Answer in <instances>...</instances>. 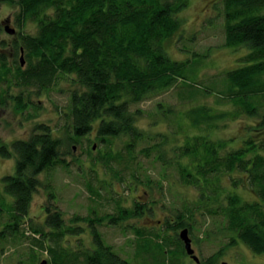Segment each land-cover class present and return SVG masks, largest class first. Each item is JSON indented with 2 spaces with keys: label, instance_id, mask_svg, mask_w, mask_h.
<instances>
[{
  "label": "trees",
  "instance_id": "1",
  "mask_svg": "<svg viewBox=\"0 0 264 264\" xmlns=\"http://www.w3.org/2000/svg\"><path fill=\"white\" fill-rule=\"evenodd\" d=\"M0 1L16 9L14 18L20 29L12 42L0 43V50H12L13 60L22 51L25 62L21 66L15 59L9 67L0 53V83L43 92L67 78L71 87L61 113L65 121L62 128L37 124L25 140L0 142V158L14 160L13 174L1 180L4 188L1 187L0 215L4 213L7 221H0V243L9 244L17 237L29 240L27 260L32 263L44 254L46 264H182L187 255L178 230L193 227V211L189 208H176L171 219L166 218L153 230L130 226L135 263L122 259L104 244L94 225L106 221L120 227L124 220L145 214L149 203L134 202L130 208L116 204L113 215L103 217L93 212L94 216L87 219L89 225L93 224L89 230L93 249H71L63 244L65 235H80L84 228L67 226L62 214L51 206L45 208L43 226L30 225L29 237L25 235L22 226L32 195L41 186L39 175L58 167L67 170L65 157L94 129L98 144L86 140L90 164L86 168L84 162H78L79 172L86 170L92 176L101 165L104 171L119 177L116 165L126 169L136 166V153L152 157L162 171L174 169L180 185L195 190L193 209L206 208L207 215L220 216L230 234L229 246L243 243L253 253L264 255V0L222 1L224 45L248 52L242 57L246 64L222 73V88L212 90L194 82L200 61H174L166 53L167 40L181 28L179 15L189 0ZM7 22L9 25L10 19L1 23L3 29ZM29 22L35 25V34L24 31ZM178 83L191 96L214 93L235 109L215 112L204 104L195 106L184 113L195 132L184 129L187 123L180 124L178 120L174 132L148 136L137 126L143 112L132 110L133 106ZM9 97L22 113V96ZM242 115L257 118L256 123L246 126L243 137L212 139L210 133L218 128L217 122L233 121ZM151 140L152 145L138 149L143 141ZM116 142L120 149L115 148ZM131 180L140 182L135 171L127 177V181ZM145 180L140 184L150 190L153 182L147 176ZM162 182H157L156 187L160 188ZM244 188H250L258 201H243L239 191ZM90 193L101 196L96 189ZM6 196L11 201H6ZM221 254L215 253L199 264H216ZM21 263L20 260L18 264Z\"/></svg>",
  "mask_w": 264,
  "mask_h": 264
},
{
  "label": "rangeland",
  "instance_id": "2",
  "mask_svg": "<svg viewBox=\"0 0 264 264\" xmlns=\"http://www.w3.org/2000/svg\"><path fill=\"white\" fill-rule=\"evenodd\" d=\"M222 1L189 0L187 8L179 15L180 20H182L181 28L176 35L167 40L165 47L167 55L174 61L182 59L185 61L192 58L200 61L196 68L197 73L194 82L200 87H209V90H212L213 87L221 89L222 73L243 67L246 61L242 57L248 52L245 48L230 49L224 45V8ZM15 14L16 9L14 7L0 1V28L2 29L0 43L12 42L17 36L20 29L15 23ZM8 19H10V27L17 31L13 36L8 35L1 24ZM24 28L28 34H35L37 31L32 22L26 24ZM0 53L6 57L9 67L13 66L10 64L15 59L17 62L20 61L21 54L14 60L10 58L13 54L12 50H0ZM192 53H196V56H193ZM70 88L67 78L60 79L48 91L43 92H38L33 87L23 91L13 84L1 82L0 142L11 144L15 140H25L32 134L37 124L49 125L51 129L62 128L65 121L61 113L65 111L68 102L67 92ZM187 91L189 90L178 83L170 90L150 96L147 100L133 106L132 110L141 109L143 112L137 121V126L143 128L146 134L151 137L158 132L165 134L174 132L179 120L180 124L182 122L188 124L185 125L184 129L195 132V129L189 127L184 116V113L192 107L204 104L215 112H233L235 109V106L230 102L218 100L214 93L212 95L199 93L191 96L192 94ZM12 95L22 96L25 105L22 113L16 110L15 102L9 97ZM159 105L161 106L158 107ZM256 120L257 118L252 119L242 115L233 121L217 122L218 128L211 131V137L213 140L224 141L241 138L245 135L246 126L253 125ZM95 135L96 130L93 129L88 136L79 140L77 145H73L75 149H71V155L65 157L69 163L67 170L58 167L53 171L39 175L41 186L32 195L26 223L22 226L27 237H29L30 225L37 228L43 226L45 208L51 206L53 210L55 209L62 214L67 226L76 225L84 228L80 235H65L63 244L71 249L80 247L93 249L92 238L89 235L90 227H93V224L89 225L87 222L88 217H91L93 212L96 217H103L106 214L113 215L116 204L130 208L134 202L149 203V208L145 214L139 218L124 220L120 227L108 224L106 221L103 222V225H94L96 231L102 236L104 244L110 246L111 250L122 259H128L135 263L133 244H131L134 234L131 233L130 226L153 230V228L164 224L166 218L171 219V213L176 208L180 211L189 208L193 211L194 223L188 235L192 241V249L199 261L206 260L211 255L221 251V257L217 259L216 264H264V255L253 253L243 243L229 246L230 234L224 228L225 224L221 221L220 216L207 215L206 208L193 209V201H196L195 190L180 185L174 175V169L169 168L162 171L163 168L153 162L152 157L147 158L136 153L135 162L137 164L132 166L133 168L126 169L122 164L116 165L114 168L120 173L119 177L114 175V172L104 171L101 165L96 167L97 173H93L92 176L86 170L82 173L79 172L78 162L82 164L84 162L85 167L89 168L90 162H88L85 151L88 144L86 140L97 145L98 143L94 140ZM179 139H182L181 135ZM118 142L115 143L116 149L121 147ZM153 143L152 140L143 141L138 149L148 147ZM13 165V159L0 158V195L2 196L1 187H4L1 180L3 176L13 174ZM132 171H135L140 182H145V177H149V180L153 182L151 189L148 190L145 184H140L135 180L127 181V177ZM164 173L166 175L162 178ZM159 181H164L160 188L156 187ZM95 189L101 195L99 198L90 193L91 190ZM239 195L242 196L243 201L248 203L258 201L257 196L250 188L240 189ZM6 201H11V198L6 196ZM262 204L264 205V203ZM0 221H7L4 213L0 215ZM180 230H178V234ZM29 247V240L21 237H17L9 244L0 243V264H18L20 260L22 261L21 264H40L42 260L47 259L46 255L41 254L37 263L28 261ZM181 263L196 264L188 256H185Z\"/></svg>",
  "mask_w": 264,
  "mask_h": 264
},
{
  "label": "water",
  "instance_id": "3",
  "mask_svg": "<svg viewBox=\"0 0 264 264\" xmlns=\"http://www.w3.org/2000/svg\"><path fill=\"white\" fill-rule=\"evenodd\" d=\"M7 25L4 26V29L6 31V33L9 35H14L15 34V29L14 28H10L8 25V22L6 23ZM20 65L23 66L24 65V59H23V52L21 51V55H20ZM94 148V146H93ZM189 230H187L186 228H183L180 230L179 233V239L180 241L183 243L184 246V252L186 253V255L188 257H190L192 259L193 262H195L196 264H199V259L197 258V256L195 255V251L192 249V241L189 238L188 235ZM41 264H46V261L43 260L41 262ZM224 264V263H223Z\"/></svg>",
  "mask_w": 264,
  "mask_h": 264
}]
</instances>
